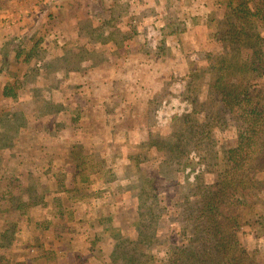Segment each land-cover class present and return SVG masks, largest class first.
<instances>
[{
    "label": "rangeland",
    "instance_id": "1",
    "mask_svg": "<svg viewBox=\"0 0 264 264\" xmlns=\"http://www.w3.org/2000/svg\"><path fill=\"white\" fill-rule=\"evenodd\" d=\"M241 1L260 0H0V90L17 88L15 101L0 96V112L11 134L20 131L12 144L1 143L10 149L0 147V228L15 230L6 243L12 260L111 264L108 237L81 222L104 226L113 216L115 229L133 235L139 185L150 178L165 184L161 153L151 144H164L171 113L211 96L213 61L230 51L225 10ZM254 82L264 84V75ZM155 83L162 88L148 109L135 88L151 93ZM212 133L219 154L236 143L238 127L227 117ZM86 175L95 180L88 189L80 181ZM32 192L42 200L32 198L37 205L25 209ZM245 201L249 225L238 238L252 250L264 231L260 206L250 195ZM147 252L156 262L166 258L164 246Z\"/></svg>",
    "mask_w": 264,
    "mask_h": 264
},
{
    "label": "trees",
    "instance_id": "2",
    "mask_svg": "<svg viewBox=\"0 0 264 264\" xmlns=\"http://www.w3.org/2000/svg\"><path fill=\"white\" fill-rule=\"evenodd\" d=\"M225 14L231 27L223 41L230 51L227 50L228 55L216 57L211 66L214 76L211 96L207 98L209 104L206 100L197 103L195 98L181 112L171 113L166 126L168 134L160 136L164 144H151L161 153L157 169L159 180L165 184L156 187L154 178H150L151 185L147 180L139 185L135 195L138 221L130 226L133 235L115 229L113 216H109V225L104 226L98 221L81 222L93 236L108 237L111 250L107 257L111 264H226V261L264 264V240L255 242L257 247L249 250L243 248L238 238L241 227L249 225L245 212L247 195L260 206L258 220L264 231V84L254 82V78L264 75V0L254 5L242 1L235 6L229 4ZM159 31L166 37L175 35L169 27H159ZM162 46L161 43L157 47L161 52ZM31 53L24 60L28 64ZM156 53L153 52L154 57ZM193 77L194 73L189 74L191 80ZM193 81H190L192 86ZM147 88L142 85L138 90L148 95ZM151 88L153 93H149L145 104L148 109L155 106L160 93L156 92V84ZM16 89L14 85L3 84L0 96L15 101ZM48 109L49 105L42 110L47 113ZM5 116L0 112V145L13 142L11 135L17 136L20 132H17L18 126L11 134V127L7 128L2 121ZM227 117L238 127L237 140L217 154L212 131L220 130ZM154 137L150 133L148 140L152 142ZM3 145L0 147L10 149ZM209 175L215 180L208 182ZM12 181H16L15 174ZM80 181L85 184L84 189L95 182L88 175ZM30 194L28 203L23 204L25 209L42 200L34 192ZM22 197L13 196L11 200L24 202ZM32 198L38 200L33 203ZM96 205L100 209L106 206ZM25 214L29 217V212H22ZM14 233V229L0 228V264H36V260L14 261L7 253L6 243ZM108 244L102 250L107 251ZM157 246H164L166 258L156 262L147 251Z\"/></svg>",
    "mask_w": 264,
    "mask_h": 264
},
{
    "label": "crops",
    "instance_id": "3",
    "mask_svg": "<svg viewBox=\"0 0 264 264\" xmlns=\"http://www.w3.org/2000/svg\"><path fill=\"white\" fill-rule=\"evenodd\" d=\"M172 37V36H171ZM156 85H157V90H156V92H158V91H160L161 90V88H162V86L160 85V84H158V83H155ZM136 90H138V87H136L135 88ZM143 91V90H142ZM141 91V95H142V100H145L146 101V99H147V96H149V93H148V95H145L143 92ZM152 93H153V91H152Z\"/></svg>",
    "mask_w": 264,
    "mask_h": 264
}]
</instances>
